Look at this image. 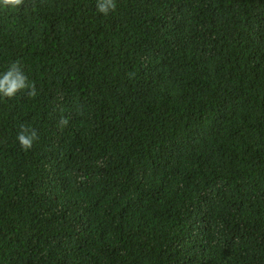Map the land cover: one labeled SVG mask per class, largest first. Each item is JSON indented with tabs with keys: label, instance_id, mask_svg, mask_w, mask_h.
I'll return each mask as SVG.
<instances>
[{
	"label": "trees",
	"instance_id": "obj_1",
	"mask_svg": "<svg viewBox=\"0 0 264 264\" xmlns=\"http://www.w3.org/2000/svg\"><path fill=\"white\" fill-rule=\"evenodd\" d=\"M116 3L0 7V264H264V0Z\"/></svg>",
	"mask_w": 264,
	"mask_h": 264
},
{
	"label": "clouds",
	"instance_id": "obj_2",
	"mask_svg": "<svg viewBox=\"0 0 264 264\" xmlns=\"http://www.w3.org/2000/svg\"><path fill=\"white\" fill-rule=\"evenodd\" d=\"M25 0H0V7L5 9H17L24 5ZM117 8L116 0H96V11L108 15ZM27 89V95L35 97L37 90L34 82H30L24 73L19 61L9 65L7 70L0 73V97L11 99L22 90ZM59 124L67 126L68 118L62 116ZM16 140L24 151L32 149L34 142L38 140V130L30 125L21 123Z\"/></svg>",
	"mask_w": 264,
	"mask_h": 264
}]
</instances>
